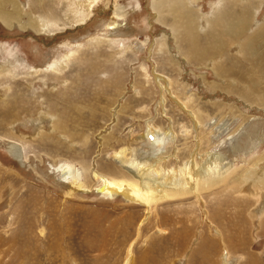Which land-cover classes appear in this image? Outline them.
Returning <instances> with one entry per match:
<instances>
[{
    "label": "rangeland",
    "instance_id": "obj_1",
    "mask_svg": "<svg viewBox=\"0 0 264 264\" xmlns=\"http://www.w3.org/2000/svg\"><path fill=\"white\" fill-rule=\"evenodd\" d=\"M15 1L21 21L8 27L0 19V68L11 72L0 77V264H126L128 256L130 264H223L226 257L228 264H264V193L254 197V182L241 179L264 158V44L257 38L264 0L191 2L202 62L191 52V26L173 23L175 0H103L78 26L57 0ZM3 12L13 7L5 3ZM28 14L59 27L39 36L23 25ZM220 14H245L252 24L238 45L213 57ZM113 17L121 26L110 32ZM250 34L256 56L242 48ZM67 50L73 54L62 75L45 68ZM156 76L169 80L171 95ZM148 125L175 133L160 145L163 167L179 169L200 143L201 157L226 156L225 180L198 195L172 192L149 213L100 193L96 173L138 184L117 152L155 164V146L143 137ZM11 145L21 148L22 161ZM62 166L77 182L59 177ZM256 177L264 179V162Z\"/></svg>",
    "mask_w": 264,
    "mask_h": 264
},
{
    "label": "bare ground",
    "instance_id": "obj_2",
    "mask_svg": "<svg viewBox=\"0 0 264 264\" xmlns=\"http://www.w3.org/2000/svg\"><path fill=\"white\" fill-rule=\"evenodd\" d=\"M57 1L60 4L65 5L66 10L64 12H65V17L67 18L68 23L71 26H78L79 24L86 23L92 17L95 9L98 6H100L103 0H57ZM191 2L197 3L198 0H191V1L190 0H175V3H172L170 1L169 8L171 12H175L173 23L176 26H180L184 28V31H185V26L187 27L191 26V29H188V32L186 31V33L188 34L187 36L189 37L188 38L189 42L191 43L193 48L191 49L192 51L189 48L186 50V52L190 50L196 56L199 55V59L197 61L202 62L204 60L203 55L205 53L204 51H201V49L199 48L198 38L194 34L195 32H198L197 22L199 19L198 17H195L194 14L192 13V10L190 7ZM221 2H224V1L222 0ZM5 3H8L10 6L13 7V12L12 13H9V12L5 13L6 11L3 12L2 14H0V19H2V21H4L6 26L8 27L15 26L17 23L21 21L22 17H24L22 8L20 4L18 3V1L0 0V11L3 9V6L5 5ZM216 7L217 6H215V8ZM224 15L220 14L216 19L213 20L214 25H216L219 30L217 35L214 34L215 37L217 36L218 41L216 45L218 47L215 48L216 53H212L213 57L220 54L219 53L220 51L218 49L219 47L220 48L230 47L231 44L238 45L239 40L241 41L243 39L242 37H244L247 33H249V30H250L249 28L252 24L251 19L247 18L245 14L243 15L241 14V16H238V17H235L234 15H232L231 17H226V16L224 17ZM118 21L116 20V18L113 17L110 21V24L109 22L108 24H106L110 32L116 29H119V27L121 26V23H119ZM181 21L183 22V24L181 23ZM200 23L201 22H199V24ZM211 24L212 23H210V25ZM23 25L27 28V30H31L39 36H41V34L43 33H46V35H49L48 33L51 32L50 29L51 30L52 28L58 29L59 27V24H57V22L53 23L51 20H42L41 17L39 16L34 17L33 14L27 15V21L24 22ZM214 25L212 27H214ZM260 31L262 32L259 34V36H257V38L260 41H262V43L264 44V25L261 27ZM251 35L252 34H250L248 38L243 41L242 48L249 49V52L253 56H256L257 52L255 51L253 44L251 43L256 37H252ZM68 46H72V45H68ZM68 50L67 52H65L64 55H61L62 60L61 59L55 60L54 62L47 64V67L45 66V68L52 70L57 75H62L67 67V65L65 64V61H68L73 54L72 51H68ZM213 57H210L211 62L213 61L212 60ZM206 58L207 57H205V62H207V60L209 59L207 58L206 60ZM200 64L203 65L204 63H200ZM37 71H39V69ZM3 74L10 75L11 72L8 68L2 67L0 68V77L3 76ZM225 75L226 76L230 75V73L226 71ZM156 80H157L156 83L158 84V86L161 87V92L163 93L167 92L169 93V95H171L170 94L171 91H169L170 90L169 80L161 76L160 77L156 76ZM160 81H164L163 85L160 84ZM163 102H165L164 99H162L161 104ZM181 106L183 105L181 104ZM188 114L192 117V120L195 124V130H198L199 121L191 113L188 112ZM90 117H92V115ZM147 131H148L147 135L144 134L143 137L146 140H150V142H148L149 145L155 146L154 149L156 150V153L152 155V157H155L156 159L155 164L150 162L151 161L150 159H149V163L151 164H145L142 161H137V160H130L127 154L128 149H123L120 152H117L115 155V158L120 161L122 166L128 168L132 172L133 177L138 182V184L136 185V183L134 184L133 182H128V181L119 182L114 179H111L110 177L102 176L96 173L95 177L99 178L101 181V187L99 189L100 193L106 196H109V197H112L113 195L115 196L122 195L125 198V200H127L129 203L144 206L148 210V213H149V211H151V207L153 203H157L161 201L162 199L168 198L170 193L172 192L188 190V192H192L198 195L206 186L208 187L210 185H216L224 181L225 178L227 177L228 172H229V168L227 169V167H229V165H228V162L226 161V156L221 152L209 151L206 153L204 157H201L202 154L199 153V150H198L200 143L197 144V149L193 151L191 158L187 160L186 163L182 167L180 168L178 167L179 169L177 168L169 169V168L163 167L162 162L167 161V155L164 157H162L163 155L159 156L160 155L159 153L160 145H163V143L165 142L164 140L168 138L169 140L172 139L173 141V139L175 138V133L171 129L168 132L157 130L151 125L150 126L148 125ZM255 138L256 137L254 135V138H252V140H254ZM198 142H200V140H198ZM176 150L177 149L174 148V151L171 153V155L172 157H175L177 159ZM10 153L14 160L19 161V162L22 161V150L19 146L11 145ZM197 157L199 159L200 158L202 159L200 163H197ZM263 162H264V158L258 159L257 163L254 165L253 170L250 172H247V174H244L241 178L242 183H245V184L254 182V186H253L254 197L256 196L258 199L259 197H261L262 193H264L263 191L264 179L262 177L260 178L256 177L255 179L254 174L257 172L259 168L263 166ZM55 170L59 174V177L65 180H71L73 175L75 174V172L73 173V170L69 166L58 167ZM73 182H77L76 177H73ZM216 230H217V233L219 232V237L221 241L225 243L226 240H225L224 234L221 231H219L217 228ZM226 258H223L224 260L223 264H228ZM130 260L131 259L128 256V260L126 264H130L131 262Z\"/></svg>",
    "mask_w": 264,
    "mask_h": 264
}]
</instances>
